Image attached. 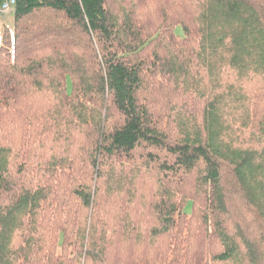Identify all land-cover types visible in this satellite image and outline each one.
Returning <instances> with one entry per match:
<instances>
[{"label":"trees","instance_id":"trees-1","mask_svg":"<svg viewBox=\"0 0 264 264\" xmlns=\"http://www.w3.org/2000/svg\"><path fill=\"white\" fill-rule=\"evenodd\" d=\"M150 1L16 0L0 43V262L28 229L32 264H264L243 234L264 216V147L229 143L226 116L243 108L264 138L247 88L264 80V0H174L168 30L146 35ZM203 100V120L187 116Z\"/></svg>","mask_w":264,"mask_h":264},{"label":"rangeland","instance_id":"rangeland-1","mask_svg":"<svg viewBox=\"0 0 264 264\" xmlns=\"http://www.w3.org/2000/svg\"><path fill=\"white\" fill-rule=\"evenodd\" d=\"M150 4H154V5L153 6L151 5L149 7V10L146 11V13L144 14V18H143L145 25H147L146 32H145L146 35L149 34V32H151L152 30L159 31L158 34L161 32H165L166 30H168V24H170L172 20L174 19L175 13H171V8L169 6V4H174V0H151ZM35 21L36 20L32 22L34 23ZM14 26L15 24H14V14L13 13L0 16V43L2 41V37H3L4 31L6 30V28L9 27L7 29L9 30L7 37H10V35H12V33L14 32ZM178 30L181 31L180 28ZM171 48H172V45L171 43H169L166 50L171 49ZM167 78L170 79L171 76L168 75ZM247 88L256 89V92H254L252 96H254L255 93L257 95L255 102L257 103L259 107L258 119H261L264 115V80L263 78L260 76H258L257 78H254L253 81L247 86ZM155 91L160 96L166 95L167 97H171L172 95H174V93L171 91V88H167L166 90L164 88L156 87ZM52 98H53L52 102H54L55 104H58L59 97L54 91H52ZM38 99H41V97H39ZM30 103H31V107L29 108H32L34 106V102L30 100ZM190 104L192 105L191 107L188 108L189 113L187 116L195 117L196 119L202 121L203 116H204L205 106H206L204 100L201 102V104L198 101H192L190 102ZM44 105H45V100H44ZM38 106H39V101L36 104V107ZM168 107H172L175 110L180 109L174 102L167 103L165 109L163 110L166 111ZM252 113H254V111ZM245 114H249V113H245L243 108L238 107V106L234 107L228 104V107L226 109V116L231 124V130L230 132H228L227 141L234 146H239L245 149L261 150L264 147V138L258 135H253V131L259 128V126L252 128V122L254 121L255 116H253L248 121H243L241 120V116ZM180 117L184 119L183 113L181 114ZM224 117H225V114H224ZM166 123H168L167 120H166ZM34 127L35 126L30 127V130H32ZM241 127L245 128L246 132L242 130ZM235 129L238 131L237 132L238 134L241 131H243L245 134L242 136H238V134H236L235 132ZM87 133L88 134L90 133V128H87L85 130L84 135ZM178 136L180 137L181 134L178 133ZM198 176L199 174L187 177L188 186L185 187V189L191 190V188L194 187L195 178H197ZM226 180H227V185L229 186L228 191L231 193L233 192L234 194H237L236 196L233 195L232 200H234V203H233L234 206L239 207L238 217H247L244 219L245 225H249L250 222L256 221V215H257L256 207L250 203L248 198L245 196V193H241L239 186L235 184V181L233 180V176L231 172L230 174L226 176ZM148 186L152 187L151 184H148ZM115 188L122 189L121 191H123V193L126 195H128L129 190L132 189L129 185L125 184L124 181L121 185H116ZM235 188L237 189V191H235ZM199 191H200V187L195 188V192L191 191V194L197 193ZM114 193L117 194V191H114ZM191 194H188V195L192 197ZM114 197H116V195H114ZM113 200L118 203H121L119 202L118 198L113 199ZM190 211H191V206L189 205L188 212ZM259 213H260V210H259ZM257 216L259 217V223L256 224L257 226L256 229L253 231L251 228L246 226L244 228L245 231L243 232V234L245 235L249 234L250 237H252L253 235L252 237L253 240H251L250 238L249 242L250 243L256 242V246L259 245V243L264 242V234H263L264 216H262L261 213H260V216L259 215ZM37 227L39 228L40 226L38 225ZM209 228H212V227L209 226ZM23 230L20 229L14 233L11 243L7 246V249H9L8 255L4 261L0 262V264H32L35 259L40 258L39 252H38L41 246L40 240L37 241L38 240L37 237L33 238L32 235H29L28 233H26L28 232V229L25 233L23 232ZM60 243L61 242L59 241L58 244L60 245ZM44 246L46 249V252L44 254L45 255L44 261L46 262L48 260L47 255H49L50 250H49L48 243L45 241H44ZM262 251L264 252V249ZM255 254L257 256L256 252ZM258 254L261 257H264V253L259 252ZM206 262H208L207 259H206Z\"/></svg>","mask_w":264,"mask_h":264},{"label":"built area","instance_id":"built-area-1","mask_svg":"<svg viewBox=\"0 0 264 264\" xmlns=\"http://www.w3.org/2000/svg\"><path fill=\"white\" fill-rule=\"evenodd\" d=\"M15 8H16V0L0 1V16L14 13Z\"/></svg>","mask_w":264,"mask_h":264}]
</instances>
